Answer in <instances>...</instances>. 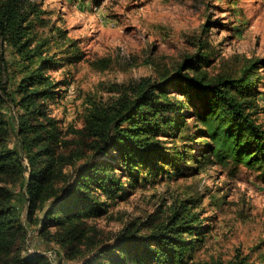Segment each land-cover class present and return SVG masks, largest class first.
<instances>
[{
    "label": "trees",
    "instance_id": "trees-1",
    "mask_svg": "<svg viewBox=\"0 0 264 264\" xmlns=\"http://www.w3.org/2000/svg\"><path fill=\"white\" fill-rule=\"evenodd\" d=\"M45 13L38 0H0V264H51L38 254L23 256L25 224L80 264H186L195 241H202L193 236L201 235L202 219L192 210L194 200H175L160 222L149 216L126 224L112 242L92 236L88 220L106 212L102 196H127L124 185L132 189L142 165L158 173L166 165L200 170L231 162L264 171V126L254 118L252 97L259 78L254 67L261 60L248 64L241 76L209 77L199 66L205 45L196 43L188 62L193 73L177 70L156 82L143 78L118 87L112 102L89 99L82 127L64 128L48 108L61 82L47 73L54 58L45 49L53 33L63 39L65 33L48 26ZM39 28H47V35L40 36ZM5 46L16 55L11 65ZM173 86L181 100L168 93ZM6 103L17 109V151L6 146L11 131ZM191 115L192 134L181 136L182 146L165 148L157 136L181 133ZM197 138L203 144L193 154L188 142ZM17 193L26 199L24 221L14 205Z\"/></svg>",
    "mask_w": 264,
    "mask_h": 264
},
{
    "label": "rangeland",
    "instance_id": "rangeland-1",
    "mask_svg": "<svg viewBox=\"0 0 264 264\" xmlns=\"http://www.w3.org/2000/svg\"><path fill=\"white\" fill-rule=\"evenodd\" d=\"M46 11L49 25L65 33H53L46 45V56L54 62L48 69L53 81L61 82L58 94L49 100V111L65 128H80L88 100L111 102L117 88L136 84L143 78L152 82L171 77L177 70L193 73L189 58L196 54V43L204 57L200 70L209 77L241 76L256 60L254 79V118L264 126V0H38ZM46 36L47 28H39ZM41 32V33H40ZM4 58L11 65L16 55L4 47ZM15 68V66H12ZM253 69V68H252ZM13 80L6 85L11 87ZM168 87V93L180 98ZM191 106L188 111L192 112ZM16 107L6 103L3 114L11 131L9 149L18 150ZM181 133L158 135L166 147L182 146V135H190L196 120L186 119ZM179 134V135H178ZM188 142L195 154L203 139ZM167 151V149L165 150ZM159 164H162L159 161ZM191 164H195L192 162ZM149 171L151 173H149ZM168 171V172H167ZM155 172V173H154ZM134 186L124 185L128 194L102 199L106 212L88 220L89 232L111 242L126 224H140L147 217L156 222L172 208L175 200L191 199L198 212L202 238L195 241L186 264H264V171L229 162L209 163L200 170L166 165L158 173L142 165ZM15 190H17L15 188ZM197 204V205H195ZM16 212L24 221L26 199L17 193ZM23 256L38 254L51 264H80L64 255L60 245L41 237L29 226ZM199 244V245H198ZM199 246V247H197Z\"/></svg>",
    "mask_w": 264,
    "mask_h": 264
}]
</instances>
